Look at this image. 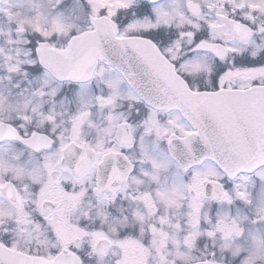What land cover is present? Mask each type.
Returning a JSON list of instances; mask_svg holds the SVG:
<instances>
[{
  "label": "flooded vegetation",
  "instance_id": "af4514ba",
  "mask_svg": "<svg viewBox=\"0 0 264 264\" xmlns=\"http://www.w3.org/2000/svg\"><path fill=\"white\" fill-rule=\"evenodd\" d=\"M162 1L135 0L141 5L137 11L140 21L155 23V10L162 7ZM223 1L219 5L224 7V15L228 17L241 7L232 9L231 0ZM174 2L172 0L171 11L176 10ZM77 3L83 8L82 15L72 16L70 23L73 22L74 26L63 35L61 43L54 42L56 35L53 36L56 48L65 46L70 33L75 35L89 29L87 0H77ZM130 14L122 13V17L128 18L126 15ZM30 18H33L30 16V0H0V104L4 98L13 101L11 106L3 105L8 114L0 112V131L14 128L24 140L33 139L35 133L33 142L37 137H43L47 144V147L35 151L20 140L0 138V171H5L0 173V244L32 257L48 258L59 254L70 260L68 253H72L79 264H123L124 253L118 244L131 240L143 252L129 249L127 257L133 262L140 261V264H147L146 257L151 256L147 251L155 256L148 264H241L244 254L238 252L237 243H250L263 234L258 226H264V206L251 208L255 192L250 183H260L264 172L257 169L250 174H238L233 179L224 175L219 180L228 196L240 180L239 191L244 192L250 202L235 195L230 203L223 199L217 201L212 198L214 187L210 183L203 185V194L198 195V191L191 190L193 171L204 172L211 167L221 175L223 173L208 160L181 170L169 154L167 137L158 138L154 131L146 132L149 119H155L160 127L167 128V121L178 113L146 105L125 80L106 70L107 65H98L93 77L84 82H58L61 86L56 89L60 101L56 109L47 99L43 112L33 117L30 84L35 82L33 67L37 60L30 58ZM177 30L178 27L173 25L172 28H161L155 35L166 31L171 36ZM201 37L209 39L208 35ZM235 45L246 57L229 56L225 66L233 60L238 66L264 63V57L250 58L257 53L256 47ZM32 56L35 57L34 50ZM196 58L204 65L205 58L215 63L214 57L207 52H199ZM38 69L44 77L51 78L45 70ZM204 83L203 79L193 76V87ZM54 97L52 102L57 98ZM109 97L113 98L111 104L102 105L98 100ZM130 97H136L139 102ZM216 107L220 113L235 115L231 118L232 124L248 129L251 138L247 143L256 145L260 129V113L253 111L259 107L256 101H225ZM12 109L16 110L13 114ZM78 116L82 119L76 128L77 139L73 144V122ZM178 123L192 130L182 116ZM81 142L90 148L100 144L103 151L111 149L118 155H94L77 147ZM175 143L174 139L171 144ZM69 146L74 150L68 152L72 154H65ZM30 159L37 162L36 167L30 164ZM104 160L108 161L106 175L111 184L117 185L110 196L99 195L97 191L98 171L104 168ZM83 161L91 163L83 173L74 176L70 167L74 163L81 165ZM162 161L168 165H162ZM12 163H21L27 172L36 173L32 177L30 173L18 176L10 172ZM46 165H55L51 176ZM114 170L119 173V179L115 178ZM57 180L64 193L78 198L68 201L54 195L41 196V190L50 181ZM215 191L219 194L220 189ZM196 196L200 202L195 201ZM73 229L78 230L76 238L71 236ZM209 233L213 235L209 236ZM100 236L106 239H99ZM100 241L106 243L98 247ZM250 254L246 253V261L250 260Z\"/></svg>",
  "mask_w": 264,
  "mask_h": 264
},
{
  "label": "snow or ice",
  "instance_id": "6c2138e0",
  "mask_svg": "<svg viewBox=\"0 0 264 264\" xmlns=\"http://www.w3.org/2000/svg\"><path fill=\"white\" fill-rule=\"evenodd\" d=\"M87 3L90 11L89 29L75 35L70 33L63 48L58 49L53 43V36L63 31L61 25L54 24L51 34L38 26L35 27L34 31L39 40L34 51L40 66L58 79L82 81L91 79L98 65H107L106 70L115 72L118 79H123L135 87L153 107L165 111L175 110L178 115L167 121L169 125L167 128L160 127L155 119H149L146 132L154 131L158 138L167 137L169 144L176 139L186 146L199 137L206 151L195 163L211 160L223 175L211 167L204 172L193 171L191 190H197L198 195H202L203 185L210 183L214 187V198L215 190L220 189L219 196L230 203L227 192L222 190L223 185L219 183L224 175L233 179L241 171L253 172L259 169L264 172V63L238 66L233 60L225 66L229 56L239 58L244 55L238 47L229 45L247 44L252 30L247 25H241L239 21H228V25L234 27L209 23L207 25L209 39L199 37L200 28L196 24H189L187 30L181 26L175 35L170 36L166 31L161 35H155L161 28H172L174 23L184 21L183 13L178 9L171 12L157 9L155 23L133 21L122 17V13L137 15L141 5L136 4L135 0H87ZM213 7L214 5L210 4L209 11ZM248 7L250 12L264 13V0H260L259 4H249ZM188 10L193 17L200 14L198 5L189 3ZM217 18L220 21L228 19L219 12ZM201 51L214 57L216 63L214 69L206 71L207 66L196 58ZM250 58L258 60L260 56L254 53ZM193 76L203 79L205 83L193 87ZM130 99L139 102L136 97ZM98 100L102 105L113 102L112 97ZM248 100L256 101L260 107V131L255 151L251 154L242 152L234 141L226 139L224 134L227 127L226 118L216 107L225 101ZM181 116L191 124L192 130L178 123ZM81 119L82 116H78L73 122V144L76 143V128ZM33 137H36L35 133ZM0 138L20 140L35 151L47 147L45 138L37 137L35 142L31 138L24 140L11 127L0 131ZM77 147L91 151L97 156L118 155L111 149L103 151L100 144L90 148L81 142ZM85 163L87 164L86 161ZM46 167L49 168L51 176L55 171V165ZM115 178L119 179V173H115ZM58 185V180L50 181L49 185L41 190V196L54 195L58 199L68 201H75L78 198L64 193ZM235 196L242 201L250 202L242 191L235 192ZM193 211H196L195 204ZM77 235L78 230L73 229L72 238H76ZM98 238L106 239L103 236ZM118 247L124 253L123 264H140V261L133 262L127 257L129 249L135 248L143 252L135 241L120 242ZM68 255L71 257L70 260L63 259L59 254L48 258L32 257L0 244V264H79L77 257L72 253Z\"/></svg>",
  "mask_w": 264,
  "mask_h": 264
},
{
  "label": "rangeland",
  "instance_id": "374dc122",
  "mask_svg": "<svg viewBox=\"0 0 264 264\" xmlns=\"http://www.w3.org/2000/svg\"><path fill=\"white\" fill-rule=\"evenodd\" d=\"M22 2H27L28 0H21ZM58 0H30V16L32 15L33 18H30V49L35 47V43L37 42L36 39L38 38L37 33L34 31L35 27H40L44 31H48L50 34L53 32V25L59 24L61 25L63 31L60 33H57L55 36L54 42H62L64 37L63 36L68 30L72 29L74 26V23H70V19L72 16L75 15H82L83 8L77 3L76 0H60V2H57ZM229 1V0H225ZM223 0H175L174 5L177 6V9L181 11L185 17V20L182 22H176L173 25L176 27L182 26H188L189 24H196L199 27H203L206 29V32H209V29L207 25L209 23H217L214 14L220 13L224 14L225 9L220 4H223ZM194 4L199 6L200 14L198 17H193L191 13L188 10V4ZM260 0H242V13L236 15L237 19L240 20V18L243 19L252 29V34L248 40V42L253 46H258L260 48L264 44V24L258 23L257 26H253V21H262L254 15L253 12H250L249 10V4H259ZM214 5L213 9L209 11L208 6ZM160 8L161 10H168L167 7L172 6V0H165ZM24 9H26L24 5ZM176 9V10H177ZM157 10V9H156ZM171 11V9H170ZM260 16H264V13L257 12ZM139 20V18H137ZM202 21V22H201ZM197 22H201L198 23ZM209 35V34H208ZM263 39V40H262ZM260 42V43H257ZM55 44V43H54ZM57 45V44H56ZM229 46H235L238 47V45H229ZM30 56H31V50H30ZM34 61V57H33ZM30 62L31 59H30ZM33 63V62H32ZM205 65L209 69H214L216 64L213 62V60L209 58H205L204 60ZM35 72V75L33 77V85L30 86V111L33 113V117H38L44 109V104L47 103V99L49 100V104L52 106L53 109H56L58 106V103L60 101V94L59 91H57V87L61 86L59 83H55L51 81L48 77H44L42 75V72L38 69H33ZM55 88V90L52 92V89ZM50 91V92H48ZM26 96L28 93H24ZM3 95V94H2ZM21 97L23 94L20 95ZM52 102V100L55 98ZM15 97V96H14ZM13 98V97H11ZM13 101L8 100L7 98H4L2 103L0 104V112L2 114H8L6 112V109L3 107L5 106H11ZM13 113L16 112L15 109H12L11 111ZM30 164H32L34 167L37 166V162L30 159ZM168 165L167 162L162 161V165ZM5 172V171H0ZM12 173L17 174L18 176L21 175H27L30 173V177L35 175V171L27 172L25 169V166L21 163H12V170L10 171ZM175 177V175H174ZM262 179V178H261ZM253 182V180H251ZM250 185L254 186V192H255V198L252 203V207L254 209H259V206H264V179L259 183H250ZM240 180L236 184L235 188L232 189L233 193L229 194V198L231 199L235 192L239 191L240 189ZM197 191V190H195ZM196 202H200L201 199L196 196L195 198ZM258 228L261 230V234L259 237L255 238L252 242L246 243L241 242L237 243L239 247V251L243 252L242 257V263L241 264H251L249 262H255L256 264H264V226H258ZM157 239L160 237H156ZM168 238V237H167ZM170 238V237H169ZM151 243L155 245L154 239H151ZM50 245L52 243H49ZM247 252H251L250 254V260H245V255ZM151 255L146 257L147 258V264L149 263L150 259H154V254H148ZM144 258V259H146ZM141 259V260H144Z\"/></svg>",
  "mask_w": 264,
  "mask_h": 264
},
{
  "label": "water",
  "instance_id": "95a60500",
  "mask_svg": "<svg viewBox=\"0 0 264 264\" xmlns=\"http://www.w3.org/2000/svg\"><path fill=\"white\" fill-rule=\"evenodd\" d=\"M234 1V3L236 4V5H238L239 3H240V1L241 0H233ZM228 21L229 20H225V21H222L225 25H228ZM229 27H234V25H228ZM50 72V71H49ZM51 73V72H50ZM52 74V73H51ZM53 75V74H52ZM54 76V75H53ZM54 77H56V76H54ZM57 78V77H56ZM58 79V78H57ZM132 87V86H131ZM137 93H138V91H137V89L135 88V87H132ZM141 97H143L140 93H138ZM145 99V98H144Z\"/></svg>",
  "mask_w": 264,
  "mask_h": 264
}]
</instances>
